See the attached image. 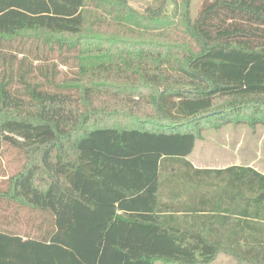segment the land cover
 Returning <instances> with one entry per match:
<instances>
[{
    "label": "trees",
    "instance_id": "obj_1",
    "mask_svg": "<svg viewBox=\"0 0 264 264\" xmlns=\"http://www.w3.org/2000/svg\"><path fill=\"white\" fill-rule=\"evenodd\" d=\"M173 3L0 0V264H264V173L189 160L264 126V0Z\"/></svg>",
    "mask_w": 264,
    "mask_h": 264
},
{
    "label": "rangeland",
    "instance_id": "obj_2",
    "mask_svg": "<svg viewBox=\"0 0 264 264\" xmlns=\"http://www.w3.org/2000/svg\"><path fill=\"white\" fill-rule=\"evenodd\" d=\"M130 5L139 10H145L156 0H128ZM180 11L188 9L190 17L196 18L204 0H175ZM187 5V6H186ZM176 5L173 0H167V11L172 12ZM3 154V155H2ZM2 155V156H1ZM0 175L6 178L16 173L22 166L17 158L16 151L0 150ZM189 160L198 168L222 169L234 165L251 166L264 173V126L255 128L249 125H224L219 128L205 125L202 131V139L196 144ZM4 180V177H0ZM22 222L19 229L23 234H36L38 213L22 208L19 211ZM32 223L28 224L27 220ZM155 264H165L156 262ZM212 264H240L234 257L221 253ZM246 264V263H241Z\"/></svg>",
    "mask_w": 264,
    "mask_h": 264
},
{
    "label": "crops",
    "instance_id": "obj_3",
    "mask_svg": "<svg viewBox=\"0 0 264 264\" xmlns=\"http://www.w3.org/2000/svg\"><path fill=\"white\" fill-rule=\"evenodd\" d=\"M196 168H198L197 166H195Z\"/></svg>",
    "mask_w": 264,
    "mask_h": 264
}]
</instances>
